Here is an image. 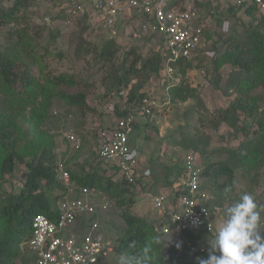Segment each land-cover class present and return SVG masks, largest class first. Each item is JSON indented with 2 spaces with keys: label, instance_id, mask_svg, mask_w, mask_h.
Masks as SVG:
<instances>
[{
  "label": "rangeland",
  "instance_id": "374dc122",
  "mask_svg": "<svg viewBox=\"0 0 264 264\" xmlns=\"http://www.w3.org/2000/svg\"><path fill=\"white\" fill-rule=\"evenodd\" d=\"M22 3L16 11L15 17L19 20L18 26L27 29L29 46L28 52L36 56H42V65L45 66L44 72L41 73L40 66L32 63L31 69L41 81L42 76H57L65 74L72 76L76 85L67 87L65 84L60 85L57 89L67 94L84 91L87 96V106L90 110L82 111L79 107L69 106L57 96L51 98L50 105L46 110V117L38 128L39 136L37 141L42 138L53 141L56 162L64 163L63 166L69 169L74 175H81L91 172L94 169L95 145L99 129L112 127L115 118L108 113L106 106L111 102L118 103V110L123 107L121 97L108 98L104 97L107 87L111 84L112 72H120L123 61L125 67H128L134 57H124V53L131 47L130 42L124 40L117 42L118 51L114 60L103 62L98 57L103 41L85 25H78L72 29L65 30L59 20L50 19L48 22L41 17L46 16L54 0H0V8L3 10L11 9L16 2ZM230 8H224L218 4L215 12L209 13L207 6L203 7V20L206 21V27L210 32L209 39L214 40L217 37L239 36L243 37L246 30L250 29L251 17L243 11L235 9L230 13ZM257 12L255 16H257ZM263 15V14H259ZM225 23V29L223 24ZM14 22H6L0 26V50L9 45L7 42L8 34ZM16 41V36L12 38ZM137 47L136 53L141 57V61L136 64L137 69L141 63L149 57L148 49ZM114 64L113 68L110 65ZM202 67H195L186 72L184 85L192 90L191 97L185 101L176 100L169 102L163 107H154L152 110V121L147 123L139 114L135 113L136 125L134 132L130 137V146H136L144 154L151 171L153 172L154 192L158 187H162L167 181L175 179L176 171L181 165L182 157L185 152L192 150L191 144L197 138L209 142L206 147L200 146L198 152L204 151L203 161L217 162L227 159L226 150L235 149L242 141L243 136H234V131L221 122L218 118L220 110L228 108L233 101L235 93L232 88L227 86L228 75L231 67L224 66L215 72L213 60L204 59ZM203 68L204 76L198 74V70ZM159 78L157 74L138 73L135 78L131 77L130 87L142 84V92L146 93L156 105L164 102L165 95L163 88L156 82ZM264 83V82H263ZM183 84V83H182ZM1 89V87H0ZM127 89V90H128ZM127 90H122L124 94ZM253 95L264 97V84L253 91ZM2 98L0 90V99ZM263 98L257 103L260 110H264ZM4 107L0 104V113ZM259 110V109H258ZM31 108L27 107L25 111L22 108L17 109V114L30 116ZM116 116V115H115ZM248 123H252L247 119ZM29 122L21 123V128H27ZM253 124L252 130L255 129ZM64 132H72L81 140V148L78 151H71L69 146L62 139ZM35 140L34 136H30ZM245 152V151H243ZM104 171L105 177L113 178V170L108 166H100ZM22 167H18L12 176L8 177L4 184V190L9 192L17 190L20 185L19 173ZM152 178V177H151ZM214 182L203 179V193L209 197V200L227 199L226 204L217 207L215 232L224 219V212L229 207V203L240 197L244 192L254 195L257 202L264 201V163L261 169L248 170L236 169L231 178L223 176ZM220 185H225L224 189ZM143 189L134 188L135 204L132 211L137 216L148 222L154 220L155 214L152 213L148 199L142 194ZM260 231L263 232L264 218L260 223ZM105 230L112 239L118 240L126 234V226L117 216L113 208L108 211V217L105 222ZM213 235H203L201 239L208 244V240ZM189 237H193L191 233ZM22 255L25 261L17 259L12 264H33L29 261L31 255L23 249ZM118 253L105 264H118Z\"/></svg>",
  "mask_w": 264,
  "mask_h": 264
},
{
  "label": "built area",
  "instance_id": "2783aa9c",
  "mask_svg": "<svg viewBox=\"0 0 264 264\" xmlns=\"http://www.w3.org/2000/svg\"><path fill=\"white\" fill-rule=\"evenodd\" d=\"M218 4L244 13L245 9L254 7L258 17L264 15V0H54L48 14L40 18L46 22L59 20L65 30L82 24L103 44L124 40L135 50L144 47L149 56H161L162 70L156 78L165 95L161 105H156L148 95L131 106L126 104L127 93L109 95L108 98L121 97L124 106L119 112L124 114L115 116L118 103L106 106L115 122L112 127L98 130L94 161L98 170L101 171L100 166H108L132 185L148 180L150 172L141 166L142 153L129 144L136 124L135 113L151 122L153 108L169 104V91L182 85L181 66L190 63L193 69L204 59L218 58L227 37L210 40L203 20V7L207 6L213 14ZM198 74L204 76V69L200 68ZM62 139L72 151L80 150L81 140L76 134L64 132ZM63 164L59 162L56 169L57 180L65 189L56 204L57 218L52 221L36 214L31 221V235L24 244L34 256V264H98L116 251L105 230L111 201L95 187L74 184ZM201 172L199 155L189 152L176 185L157 194L144 193L158 215L153 230L164 241L168 256L164 264H198L201 256L208 253L200 239L187 236L214 231L216 211L206 206L208 197L200 191ZM144 184L143 181L141 185Z\"/></svg>",
  "mask_w": 264,
  "mask_h": 264
},
{
  "label": "trees",
  "instance_id": "16d2710c",
  "mask_svg": "<svg viewBox=\"0 0 264 264\" xmlns=\"http://www.w3.org/2000/svg\"><path fill=\"white\" fill-rule=\"evenodd\" d=\"M22 3L16 2L9 10L0 8V26L6 22H14L8 34L9 45L0 50V87L1 106L0 113V264H12L17 259L23 260L24 243L31 234V221L36 214H42L54 221L57 218V201L64 194V187L57 180V162L54 153L53 141L44 138L37 141L38 128L46 117V110L51 98L57 96L69 106L79 107L82 111L90 110L87 106V94L84 91L67 94L57 88L65 84L74 87L76 82L72 76L60 74L57 76H42L41 81L32 73L31 64L40 66L41 73L45 66L42 65V56H36L27 51L29 46L28 32L18 26L19 20L15 17L16 11ZM235 9L230 8V13ZM256 9L249 7L245 14L251 17L250 29H247L243 37L229 36L224 40V49L218 58L213 61L215 72L224 66L231 67L228 75L227 86L235 93L233 101L228 108L220 110L219 120L234 131V136L242 135L243 139L235 149L226 150L227 159L224 161L207 162L202 156L204 178L214 182L216 179L226 176L232 177L234 170L261 169L264 163V110H260L257 103L264 97L253 95V91L264 83V15L255 16ZM16 36V41L12 38ZM118 44L110 42L103 44L98 52V57L104 62H112L118 51ZM134 57L128 67L123 61L120 72H112L111 84L107 87L104 97H109L112 92L118 93L127 90L131 83V77L138 73L159 74L162 70V59L159 54H153L142 61L137 69L136 64L141 61L136 50L129 48L124 57ZM42 59V60H41ZM198 64L197 67H201ZM192 64L187 63L180 67V73L184 77ZM114 70V64L110 65ZM143 85L137 84L127 90L128 106L139 102L146 93L142 92ZM192 90L185 85L173 88L169 91L170 102L176 100L185 101L191 97ZM264 103V102H263ZM31 108L30 116L17 114V109L24 111ZM259 109V110H258ZM115 115H122L117 105ZM250 119L252 123H248ZM29 122L27 128H21V123ZM253 124L255 129L252 130ZM34 136L35 140H31ZM209 142L197 138L192 142L193 151L206 147ZM245 151V152H243ZM22 167L19 173L21 185L17 190L9 192L4 190V184L8 177L12 176L18 167ZM72 182L77 186L95 187L107 193L114 203L117 216L126 226V234L118 241L117 253L136 255L145 246L151 251L150 264H162L168 262V256L164 250V241L156 244L158 236L152 229V223L133 213L135 204L134 194L125 182L113 183L110 178L99 173L95 168L91 172L81 175L70 172ZM169 183L166 182V185ZM225 185H220L224 189ZM239 198L231 201V204ZM227 199L210 201L208 206L226 204ZM264 205V201L257 202ZM229 203V206L231 205ZM264 218V212H261ZM261 225V224H260ZM264 233V227H262ZM197 238V237H195ZM207 255L201 258H207ZM31 257L29 261H31Z\"/></svg>",
  "mask_w": 264,
  "mask_h": 264
},
{
  "label": "clouds",
  "instance_id": "9594fccd",
  "mask_svg": "<svg viewBox=\"0 0 264 264\" xmlns=\"http://www.w3.org/2000/svg\"><path fill=\"white\" fill-rule=\"evenodd\" d=\"M223 49H224V47H223ZM220 53H222V51ZM182 85H184V81H183ZM169 102H170V100H169ZM134 128H135V126H134ZM189 152L197 153L199 155L200 161H201V168H202V172H203L202 158H201L199 152L189 150V151L185 152L184 156L182 157V162H181L180 167L178 168V171H176L175 179L174 180L171 179L172 181L169 182L168 185L164 184L165 186L163 185L162 187H158L160 189L158 190V188H157L154 192H152V187L154 186L153 185V183H154L153 172L151 171V169H150L147 161L144 159V157H143V160L141 162V166L143 168H147L149 170L150 177L148 178V180L143 179V180H141V182L138 185H132V184L126 183L115 172H112L113 175H111V176H113V178H111V177H108V178H110V180L113 183L125 182L126 185L131 188L132 192L134 191V188L143 189L140 196L142 194H144L145 192H149L150 194H157V192L160 191L161 189H164V188L171 189L174 185H176L178 183L180 172L183 169V163H184L185 155ZM142 155L144 156V154H142ZM59 162H57V164ZM94 168L99 173H102L104 175L103 170L100 171L96 167H94ZM67 170L70 172L69 169H67ZM202 172H201V176H200L201 177L200 191L203 192L204 190H203L202 180L206 179V178L203 177ZM143 181L145 182V184L141 185V183ZM105 194L108 196V198L111 201L109 210L111 208H113V210L115 211L113 200L111 199V197L107 193H105ZM147 199L149 201V205H150V209H151L152 213L156 215L157 212L152 208L150 198H147ZM134 200H135V196H134ZM210 201H212V200H209V197H208V200L206 202V206L208 208H210L211 210L215 209L214 211H218L217 207L208 206V203ZM261 212H264V205H258L253 194L244 192L240 195V197L237 201H235L229 207H227V209L224 212L223 222L220 224V226H219L218 230L215 232V234H214V231H215L217 216L216 215L214 216V220H213V224H214L213 234H214V236L212 239L208 240V244H206L204 242V239H201V236L208 235V237H210V235H213V234L198 233L196 235H193V237H189L187 235L190 239L191 238L200 239L202 241V243L208 249L207 258H200L198 260V264H264V233H262L260 231V223L262 220ZM157 217H158V215H156L154 220H152V222H151L152 223V229H153L154 223L157 220ZM156 235L158 236V238L155 240V243L159 244L161 242L160 241L161 237L158 234H156ZM195 237H197V238H195ZM110 238H111V236H110ZM112 240L114 241L115 247H116L115 254L113 255V256H115L117 253V248H118V240L117 241L114 239H112ZM169 242H170V237L167 238V244ZM23 246L25 248L26 245L24 244ZM176 247L179 248L180 244L177 243ZM26 250L31 255V258H32V261L34 264V256H33L32 252L30 250H28L27 246H26ZM164 250L166 253L165 246H164ZM150 251H151V248L149 246H145L142 249V251L137 253L136 255H128L126 253H122L119 255L118 264H150V260H151V257L149 256ZM113 256L106 259L105 261H100L98 264L107 263L109 261V259H111ZM162 264H164V263H162Z\"/></svg>",
  "mask_w": 264,
  "mask_h": 264
},
{
  "label": "crops",
  "instance_id": "0c3cea01",
  "mask_svg": "<svg viewBox=\"0 0 264 264\" xmlns=\"http://www.w3.org/2000/svg\"><path fill=\"white\" fill-rule=\"evenodd\" d=\"M178 171V170H177ZM172 180H169V181H167V183H169V182H171ZM166 184V183H165ZM165 186V185H164ZM160 188H158V190H159Z\"/></svg>",
  "mask_w": 264,
  "mask_h": 264
}]
</instances>
